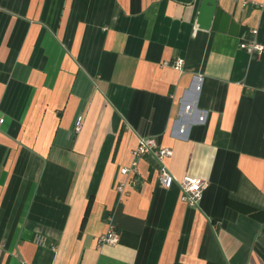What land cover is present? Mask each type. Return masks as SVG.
I'll return each mask as SVG.
<instances>
[{
	"label": "crops",
	"instance_id": "obj_1",
	"mask_svg": "<svg viewBox=\"0 0 264 264\" xmlns=\"http://www.w3.org/2000/svg\"><path fill=\"white\" fill-rule=\"evenodd\" d=\"M201 1L0 0V264H264V0H217L236 34ZM140 136L197 206L150 154L120 172Z\"/></svg>",
	"mask_w": 264,
	"mask_h": 264
},
{
	"label": "built area",
	"instance_id": "obj_2",
	"mask_svg": "<svg viewBox=\"0 0 264 264\" xmlns=\"http://www.w3.org/2000/svg\"><path fill=\"white\" fill-rule=\"evenodd\" d=\"M249 0H242L243 4L248 3ZM254 2V1H252ZM242 48L249 52L260 51L261 46L258 43H242L240 45ZM182 63L181 59H177L173 66L179 68ZM201 118V117H200ZM3 121L0 118V123ZM81 129V118H78L74 130L79 131ZM173 151L170 147L161 146L152 137L140 136L138 138L137 147L133 151L135 160L131 162L129 166L122 167L120 172L122 174H128L131 172H137V158L143 154L152 155L159 163L158 169V181L164 188H170L172 185L176 184L179 189V198L190 206H197L199 200L201 199L203 191L208 187V182L200 179L198 177L183 176L181 179H177L168 169L164 160L172 155ZM135 179H130L128 181H120L116 185V189L120 191L121 194L125 192L126 185L135 186ZM34 243L41 246L49 245L51 249H55L56 246L50 243L46 236L41 234H36L33 239ZM118 241V233L116 227L111 220L108 221L107 228L104 233L98 236V244H114Z\"/></svg>",
	"mask_w": 264,
	"mask_h": 264
},
{
	"label": "water",
	"instance_id": "obj_3",
	"mask_svg": "<svg viewBox=\"0 0 264 264\" xmlns=\"http://www.w3.org/2000/svg\"><path fill=\"white\" fill-rule=\"evenodd\" d=\"M197 25L200 29L214 30L236 34L237 23L231 15L217 5V0H202L197 17Z\"/></svg>",
	"mask_w": 264,
	"mask_h": 264
},
{
	"label": "trees",
	"instance_id": "obj_4",
	"mask_svg": "<svg viewBox=\"0 0 264 264\" xmlns=\"http://www.w3.org/2000/svg\"><path fill=\"white\" fill-rule=\"evenodd\" d=\"M249 210H251L250 208H249ZM252 211V210H251ZM253 213V212H252Z\"/></svg>",
	"mask_w": 264,
	"mask_h": 264
}]
</instances>
